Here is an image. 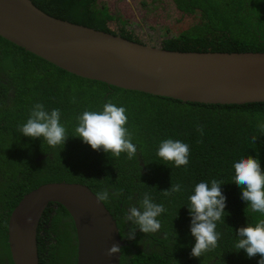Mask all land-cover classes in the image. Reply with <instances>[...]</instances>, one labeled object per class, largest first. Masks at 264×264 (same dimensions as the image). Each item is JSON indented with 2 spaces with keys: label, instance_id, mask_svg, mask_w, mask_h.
Listing matches in <instances>:
<instances>
[{
  "label": "trees",
  "instance_id": "obj_1",
  "mask_svg": "<svg viewBox=\"0 0 264 264\" xmlns=\"http://www.w3.org/2000/svg\"><path fill=\"white\" fill-rule=\"evenodd\" d=\"M48 14L128 39L180 51H264V0H33ZM59 108L67 133L76 116L112 102L126 109V127L136 145L129 158L93 150L69 136L63 146L19 133L35 103ZM264 102L206 104L128 90L70 73L0 36V255L14 264L5 232L7 214L23 195L43 183L78 182L110 209L125 242L120 264H257L260 254L237 253L236 230L261 214L240 199L233 182V161L258 157L264 169ZM253 137H257L256 141ZM171 138L189 145L188 164L175 166L156 155L159 142ZM216 179L227 194L217 222L215 248L193 257L188 195L193 186ZM181 191L166 195L171 185ZM167 210L160 230L135 239L125 233L126 209L144 194ZM51 222V227L45 225ZM7 228V224H6ZM177 243L175 244L174 238ZM38 242L42 264H76L77 233L69 211L51 202L43 212ZM3 263V260H2Z\"/></svg>",
  "mask_w": 264,
  "mask_h": 264
},
{
  "label": "water",
  "instance_id": "obj_2",
  "mask_svg": "<svg viewBox=\"0 0 264 264\" xmlns=\"http://www.w3.org/2000/svg\"><path fill=\"white\" fill-rule=\"evenodd\" d=\"M0 36L75 75L128 90L206 104L264 102V51H180L52 16L33 0H0ZM69 211L76 264H120L117 221L86 184L53 181L29 191L11 211L14 264H41L37 233L51 202ZM115 244L120 252L109 255Z\"/></svg>",
  "mask_w": 264,
  "mask_h": 264
},
{
  "label": "clouds",
  "instance_id": "obj_3",
  "mask_svg": "<svg viewBox=\"0 0 264 264\" xmlns=\"http://www.w3.org/2000/svg\"><path fill=\"white\" fill-rule=\"evenodd\" d=\"M73 134L69 135L61 121L59 108L46 109L42 103L32 105L26 121L19 126V133L31 139H41L50 147L63 146L69 136L79 138L82 143L90 145L93 150L103 151L113 157L126 153L129 158L136 153V145L126 127L127 114L123 106L106 102L99 110H84L76 116ZM257 128L264 133V121H258ZM257 137H253L256 141ZM156 155L163 161L172 162L179 167L188 164L189 145L181 140L171 138L159 142ZM233 182L240 187V199L261 218L254 224L246 223L236 230L237 240L234 250H241L248 258L260 254L257 264H264V169L258 157L241 156L233 161ZM222 181L216 179L202 180L193 186L188 195V212L190 216L189 231L195 243L191 248L193 257H201L208 250L215 248L220 233L216 231L217 222L227 212V194ZM166 195L181 191L179 184L164 190ZM100 200L109 198L108 191L98 194ZM163 204L156 203L149 194H144L137 204L130 205L124 213V221L131 227L125 233L127 239H135L137 229L145 234L160 230L159 217L166 213ZM177 243L176 237L174 238ZM113 244L109 255L120 252Z\"/></svg>",
  "mask_w": 264,
  "mask_h": 264
},
{
  "label": "flooded vegetation",
  "instance_id": "obj_4",
  "mask_svg": "<svg viewBox=\"0 0 264 264\" xmlns=\"http://www.w3.org/2000/svg\"><path fill=\"white\" fill-rule=\"evenodd\" d=\"M9 216H10V213L7 214V223H4V227H5V232H7V240H8V222H9ZM41 222V220H40ZM6 224H7V228H6ZM47 228H50L51 227V222H49L48 224L45 225ZM39 227H40V224H39ZM38 233H39V228H38ZM37 233V235H38ZM8 244H9V241H8ZM37 244H38V253H39V260H40V263L42 264L41 262V259L40 258V249H39V242H38V236H37ZM10 248V247H9ZM11 253V252H10ZM12 257V256H11ZM2 260H3V263H2ZM13 260V259H12ZM14 263V262H13ZM0 264H9V260L7 259V257H1L0 255Z\"/></svg>",
  "mask_w": 264,
  "mask_h": 264
}]
</instances>
